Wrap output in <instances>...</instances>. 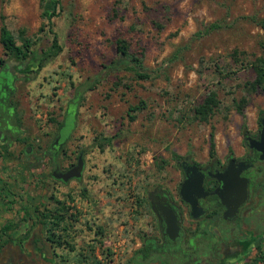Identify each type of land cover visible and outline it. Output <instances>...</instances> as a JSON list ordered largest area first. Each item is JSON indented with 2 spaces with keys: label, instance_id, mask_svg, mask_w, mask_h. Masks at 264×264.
<instances>
[{
  "label": "rangeland",
  "instance_id": "rangeland-1",
  "mask_svg": "<svg viewBox=\"0 0 264 264\" xmlns=\"http://www.w3.org/2000/svg\"><path fill=\"white\" fill-rule=\"evenodd\" d=\"M53 1L0 0L17 44L34 42L26 60L0 45V243L35 231L47 240L29 218L65 208L49 264H134L151 230L149 191L174 176V156L206 161L211 140L221 156L264 112V90L251 87L264 0H57L49 23ZM50 28L61 51L38 69ZM119 39L149 79L116 63ZM212 92L218 105L202 122L194 110ZM58 131L64 167L83 154L79 180H53L41 157ZM5 225L15 229L2 235ZM15 252L0 253V264H19ZM255 254L245 264H264Z\"/></svg>",
  "mask_w": 264,
  "mask_h": 264
},
{
  "label": "flooded vegetation",
  "instance_id": "flooded-vegetation-1",
  "mask_svg": "<svg viewBox=\"0 0 264 264\" xmlns=\"http://www.w3.org/2000/svg\"><path fill=\"white\" fill-rule=\"evenodd\" d=\"M263 117L264 112L255 127L239 128L236 141L229 142L221 156L215 153L210 158L208 155L202 162L174 156L178 169L174 176L149 191L151 230L140 241L134 264H245L250 261L252 250L261 259L264 253V136L260 122ZM63 145L58 131L50 156L46 152L41 155L42 159L50 160V177L57 181L61 179L53 178V173L61 176L77 164L82 154H78L75 164L64 167L59 159L64 154ZM187 166H195L201 177L202 189L198 195L184 190L185 196L194 202V210L181 196L186 177L183 167ZM219 193L224 194L226 203ZM169 209L176 218L174 238L166 233ZM20 242L12 246L8 240L0 253L10 247L16 249L19 264H49L47 240L39 233L32 232ZM27 242L30 247L26 246ZM38 250L41 252L37 253Z\"/></svg>",
  "mask_w": 264,
  "mask_h": 264
},
{
  "label": "trees",
  "instance_id": "trees-1",
  "mask_svg": "<svg viewBox=\"0 0 264 264\" xmlns=\"http://www.w3.org/2000/svg\"><path fill=\"white\" fill-rule=\"evenodd\" d=\"M47 6H50V2L46 4ZM59 5L57 0H54L51 6V12L50 14H44L45 16H48V21L50 23V16H54L56 13V7ZM1 25H0V45L2 47L3 54L6 57H15L19 58L20 60H26L31 52V47L34 45V42L30 39H25L22 44L18 45L14 36L6 26L4 22V17L0 16ZM50 32L52 33V41L50 48L47 53H45L44 57L38 64V69H41L44 66V63L53 57H56L60 51L61 47L58 44L57 36L53 32V30L50 28ZM116 51L119 55V59L116 61V63H123L126 65V68L132 72L136 78L141 80H146L150 78V75L143 72L140 68L142 67L141 61L139 58H137L135 55L131 54L129 52L128 44L124 40H117L116 41ZM0 63H3L0 60ZM251 67L254 70L255 78L253 82L251 83V87L254 90L261 89L264 90V58H258L254 63H252ZM243 101V100H242ZM218 101L216 99L215 93H210L202 104L197 106L195 108V118L202 121L207 122L208 118L214 113L215 108H217ZM136 108V107H135ZM238 113L240 115H243L242 107H237ZM131 120H133V117H131ZM108 140V139H107ZM8 146H6L7 148ZM4 148V147H2ZM209 156L210 158L215 157V150H214V144L211 140L210 147H209ZM178 158V157H176ZM47 177V176H45ZM39 219L33 221L31 218H29L30 221H32V224H35L36 226L42 225L45 228V231L47 232V241L50 244L57 245L58 247L63 245L64 240H62L61 236H57L55 233V229L52 226L58 227L61 224L65 223L66 221V215H65V208H62L61 210H55L54 212H47L46 214H40ZM59 228V227H58ZM15 229L14 226L11 225H5L3 227L2 235H7L8 232ZM66 228H63V231ZM27 238L24 237V239ZM8 244V240H4L0 243V252L2 249H4ZM41 252L40 250L37 251Z\"/></svg>",
  "mask_w": 264,
  "mask_h": 264
},
{
  "label": "water",
  "instance_id": "water-1",
  "mask_svg": "<svg viewBox=\"0 0 264 264\" xmlns=\"http://www.w3.org/2000/svg\"><path fill=\"white\" fill-rule=\"evenodd\" d=\"M260 125L262 136H264V117L261 119ZM83 168L84 160L82 154H79L77 164L73 168H71L61 176H56V174L53 173V178H60L63 183H67L72 179L79 180L82 177ZM183 170L186 177L182 185L181 196L184 201L190 203L192 210H194V202L185 196L184 190H191L194 194L198 195V192H200L202 189L201 177L197 174V168L195 166L183 167ZM219 196L222 199L223 203H226L224 194L219 193ZM149 200L154 204V201L151 198ZM165 226L166 233L170 235V238H174L177 234V225L176 218L170 209L166 212ZM171 235H173V237Z\"/></svg>",
  "mask_w": 264,
  "mask_h": 264
}]
</instances>
